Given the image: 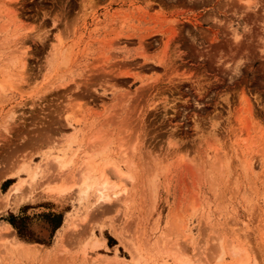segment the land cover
<instances>
[{
    "label": "rangeland",
    "instance_id": "374dc122",
    "mask_svg": "<svg viewBox=\"0 0 264 264\" xmlns=\"http://www.w3.org/2000/svg\"><path fill=\"white\" fill-rule=\"evenodd\" d=\"M0 83V264H264V0H0Z\"/></svg>",
    "mask_w": 264,
    "mask_h": 264
},
{
    "label": "bare ground",
    "instance_id": "6f19581e",
    "mask_svg": "<svg viewBox=\"0 0 264 264\" xmlns=\"http://www.w3.org/2000/svg\"><path fill=\"white\" fill-rule=\"evenodd\" d=\"M25 55V54H24ZM17 56H19V55H17ZM17 56H15L14 58H16ZM17 58H19V59H21V62H22V66L25 64V58L20 54V56L19 57H17ZM13 60V59H12ZM15 60V59H14ZM21 62H19V64L21 63ZM20 67V66H19ZM4 80V79H3ZM8 81V80H7ZM10 82V81H9ZM13 83V82H12ZM14 86V85H13ZM2 87V83H0V88ZM227 94V93H226ZM225 95V94H224ZM223 97V96H222ZM225 97H227L226 95H225ZM174 104V103H173ZM218 104V103H217ZM217 106V105H216ZM204 114H205V112H204ZM194 115V114H193ZM198 116V115H197ZM207 117H208V115H206ZM212 117H214V116H211L210 118L208 117V123H211V126H213L214 125V121H212ZM202 119H204V118H202ZM202 119H201V117L200 118H198V117H195L194 116V118H193V120H192V124H193V127H194V131L195 132H202V123H203V121H202ZM205 119H206V117H205ZM214 120V119H213ZM205 125V124H204ZM210 125V124H209ZM216 125V124H215ZM213 130V129H212ZM195 134V133H194ZM179 135V134H178ZM183 135V134H182ZM168 137V140L171 142V141H176L177 139H178V136L177 135H175L173 132H171V133H169V136H167ZM60 160V159H59ZM58 159H56L55 161H54V163H56V167L58 168V169H61V170H63L62 168H64L65 167V165H66V163H63V162H60ZM52 161V162H53ZM55 168V167H54ZM59 171V170H58ZM58 174H59V172H58ZM62 175V174H61ZM36 176V175H35ZM33 177H31V179H32ZM30 179V181H32ZM86 180V179H85ZM21 181V180H20ZM82 182V181H81ZM23 181L22 182H17V183H14V185L12 186V187H10L11 189H10V191H9V193L10 192H15V191H17V190H19L21 187H22V185H23ZM77 183H80V182H77ZM84 184H85V182H83ZM55 184V183H54ZM58 184H60V183H58ZM66 184V183H65ZM42 185V184H41ZM109 184L107 183V181H104L101 185H98V186H96V195H97V200H98V202H102V203H105V202H107V201H110V197L107 195V191H109L110 189H112L113 188V186H111L110 187V185L108 186ZM47 187V186H46ZM60 187V186H59ZM38 188V187H37ZM46 189V188H45ZM52 190V189H51ZM84 192V191H83ZM62 193V192H61ZM75 193V192H74ZM117 194V193H116ZM116 194H114V196L116 195ZM119 194V193H118ZM117 194V195H118ZM8 196H9V194H7ZM15 195V194H14ZM85 195V194H84ZM119 196V195H118ZM7 197V196H6ZM117 197V196H116ZM9 198V197H8ZM50 198V197H49ZM8 203V202H7ZM6 228V227H5ZM7 229H10V227L9 226H7ZM5 231H6V229H5ZM13 231V230H12ZM12 231H10V232H12ZM116 237L118 238V240L120 241V242H122L121 244H123V243H126L124 240H123V237H121V235H116ZM126 237V236H125ZM125 239V238H124ZM219 240H221V239H219ZM130 242V241H129ZM127 244V243H126ZM125 244V245H126ZM241 243H239V245H240ZM23 245V244H22ZM127 246H128V244H127ZM31 247V246H30ZM131 247V246H130ZM133 247H135V246H133ZM231 249H232V252L234 253V254H242L243 255V261L242 262H240V263H244V264H250V260H249V254H248V252H246L244 249L245 248H242V247H239L237 244H235V242L234 243H232L231 244ZM133 250V249H132ZM250 253V252H249ZM252 255V254H251ZM254 257V256H253ZM141 258V257H140ZM112 259V258H111ZM114 260V259H113ZM116 260V259H115ZM108 261V260H107ZM197 261V260H196ZM195 260H194V263L196 262ZM192 263V262H191ZM162 264H165V263H162ZM181 264V263H180ZM196 264V263H195Z\"/></svg>",
    "mask_w": 264,
    "mask_h": 264
},
{
    "label": "trees",
    "instance_id": "16d2710c",
    "mask_svg": "<svg viewBox=\"0 0 264 264\" xmlns=\"http://www.w3.org/2000/svg\"><path fill=\"white\" fill-rule=\"evenodd\" d=\"M10 224L18 230V234L22 237L23 234H22V230H21V227L17 226L16 225V219L15 217H11V220H10ZM60 226V219L58 217H55V226H54V229H57L58 227Z\"/></svg>",
    "mask_w": 264,
    "mask_h": 264
}]
</instances>
